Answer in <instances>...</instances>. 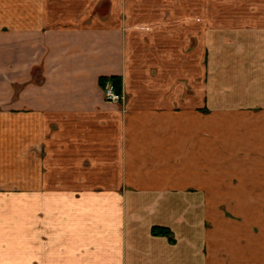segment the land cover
<instances>
[{
    "label": "crops",
    "instance_id": "crops-1",
    "mask_svg": "<svg viewBox=\"0 0 264 264\" xmlns=\"http://www.w3.org/2000/svg\"><path fill=\"white\" fill-rule=\"evenodd\" d=\"M219 116L264 125V0H0V264H264L199 183Z\"/></svg>",
    "mask_w": 264,
    "mask_h": 264
},
{
    "label": "rangeland",
    "instance_id": "rangeland-1",
    "mask_svg": "<svg viewBox=\"0 0 264 264\" xmlns=\"http://www.w3.org/2000/svg\"><path fill=\"white\" fill-rule=\"evenodd\" d=\"M216 96L217 99H225L223 92L217 91ZM221 106L223 104H218V107ZM256 108L252 109L256 111ZM225 109L221 107V110ZM215 120L216 124L214 122L209 125L212 135L200 136L203 154L201 153V170L198 173L199 183L207 185L210 193L220 200L232 197L244 200L236 212L246 214L247 211L250 215L254 211L252 208L264 205L261 201L264 200V176L262 177L263 172L260 173L255 168L243 170L242 165L251 160L253 162L263 160L264 155L262 156L261 152L264 146V125L262 126L260 122L249 125L239 123L234 117L223 120L219 116ZM204 144L210 148L209 154L204 153ZM235 179L238 185H234L237 184L234 183ZM244 223L242 225L245 227H251L250 222L245 220Z\"/></svg>",
    "mask_w": 264,
    "mask_h": 264
},
{
    "label": "trees",
    "instance_id": "trees-1",
    "mask_svg": "<svg viewBox=\"0 0 264 264\" xmlns=\"http://www.w3.org/2000/svg\"><path fill=\"white\" fill-rule=\"evenodd\" d=\"M107 79L112 80V82H113V84H114V86L118 92H121L123 90V79L121 76L103 77V78H101V83L103 84L105 82V80H107ZM152 232L154 235L167 236L171 243L175 242L173 232L169 227L155 226L152 228Z\"/></svg>",
    "mask_w": 264,
    "mask_h": 264
},
{
    "label": "built area",
    "instance_id": "built-area-1",
    "mask_svg": "<svg viewBox=\"0 0 264 264\" xmlns=\"http://www.w3.org/2000/svg\"><path fill=\"white\" fill-rule=\"evenodd\" d=\"M102 88L104 97L107 101L121 103L125 102L126 97L124 91L122 90L121 92H118L112 80H105V82L102 84Z\"/></svg>",
    "mask_w": 264,
    "mask_h": 264
}]
</instances>
